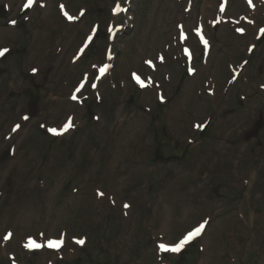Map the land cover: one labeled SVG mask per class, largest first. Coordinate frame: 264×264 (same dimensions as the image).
<instances>
[{"label":"rangeland","instance_id":"1","mask_svg":"<svg viewBox=\"0 0 264 264\" xmlns=\"http://www.w3.org/2000/svg\"><path fill=\"white\" fill-rule=\"evenodd\" d=\"M253 1L229 0L223 15L221 0H0V264H264V124L245 138L264 122V0ZM115 24L125 28L111 41ZM199 27L214 40L208 68ZM184 45L199 73L179 85ZM230 58L243 67L225 99ZM201 220L187 256L160 252Z\"/></svg>","mask_w":264,"mask_h":264},{"label":"snow or ice","instance_id":"2","mask_svg":"<svg viewBox=\"0 0 264 264\" xmlns=\"http://www.w3.org/2000/svg\"><path fill=\"white\" fill-rule=\"evenodd\" d=\"M34 0H27V3L24 5L25 8H29L32 6ZM250 2V0H249ZM63 7V6H62ZM119 10V5H117V9ZM65 15H67V13H65ZM69 19H73V17H69ZM13 23H15L13 21ZM7 49H2L0 50V56L4 55L5 52H7ZM162 59V58H161ZM149 64H151V61H148ZM107 66H105L106 68ZM105 68H101L100 71L101 73H103L105 71ZM134 78L137 80L138 83H140L142 86L144 85V81L141 80V78L136 75L133 74ZM83 85H81L82 87ZM93 87H95V85H93ZM77 91H79V89H77ZM75 99V97H73ZM72 127L71 122L69 121L67 124H65L63 131H66L68 128ZM50 131H52L53 133H57V129H50ZM102 195V194H101ZM203 229V224H201L199 227H197L196 229H194L192 232H189L182 240H180L178 243H176L174 246H168V245H164L161 244L160 248L163 250H167V251H173V252H178L181 250V248L192 238H194L195 236L199 235L200 232ZM11 233L8 234V236L4 237V239H8L10 238ZM80 243H83V241H79ZM63 241L62 240H57V239H50L47 241V246L50 248H60L62 245ZM26 247L29 248H40L42 247L41 244L37 243L34 239L29 238L28 243L25 245Z\"/></svg>","mask_w":264,"mask_h":264},{"label":"water","instance_id":"3","mask_svg":"<svg viewBox=\"0 0 264 264\" xmlns=\"http://www.w3.org/2000/svg\"><path fill=\"white\" fill-rule=\"evenodd\" d=\"M0 15H1V12H0ZM258 127L259 126H257L256 130H254V131L249 133L248 138L251 137V136H255L257 134Z\"/></svg>","mask_w":264,"mask_h":264},{"label":"bare ground","instance_id":"4","mask_svg":"<svg viewBox=\"0 0 264 264\" xmlns=\"http://www.w3.org/2000/svg\"><path fill=\"white\" fill-rule=\"evenodd\" d=\"M111 74V71H110V73H109V75Z\"/></svg>","mask_w":264,"mask_h":264}]
</instances>
